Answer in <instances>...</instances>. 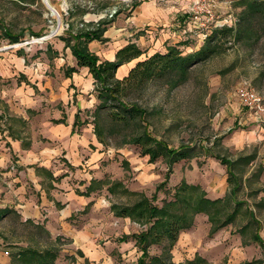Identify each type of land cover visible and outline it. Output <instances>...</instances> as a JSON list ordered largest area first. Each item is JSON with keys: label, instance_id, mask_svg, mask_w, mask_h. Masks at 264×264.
<instances>
[{"label": "rangeland", "instance_id": "rangeland-1", "mask_svg": "<svg viewBox=\"0 0 264 264\" xmlns=\"http://www.w3.org/2000/svg\"><path fill=\"white\" fill-rule=\"evenodd\" d=\"M193 1L189 0L180 31L188 39L202 40L204 30L193 19ZM215 1L216 19L229 18L226 0ZM114 9L117 12L111 16ZM130 9L126 0H0V209H14L22 220L37 219L51 233L49 238L9 215L0 221V253L10 258L18 247L47 248L60 236L57 264H137L141 252L136 241L121 238L138 234L146 226L114 216L111 204L130 206L139 199L137 193L161 207L173 199L182 181L201 186L211 199L222 198L229 185L226 167L213 156L219 154L234 162L256 157L247 166L237 194L245 204L233 224L213 235L208 217L197 215L194 225L180 234L172 251L173 262L203 259L208 264H264V245L253 239L254 226L245 235L239 231L250 219L247 211L252 210L261 223L259 233L264 240V206L260 204L264 196V82H256L264 58L257 51L228 50L200 65L192 80L179 89L167 92L153 86L139 98L145 107L162 110L150 118L151 129L159 138L173 148L191 144L199 152L173 166L163 190H158L168 172L163 159L151 163L132 144L115 147L100 143L97 147L83 143L90 141L86 134L66 135L68 128L62 124L68 127L66 118L75 111L73 106H78L75 95L79 93L73 95L72 86L66 91L65 69L72 57L62 38L71 29L77 32L90 29V24L110 23L121 13L128 15ZM9 36L19 40L13 42ZM244 89L261 97V108L244 103L239 95ZM84 97L89 100L87 94ZM95 107L81 111L87 122ZM62 119L65 123H57ZM71 147L80 150L75 168L70 162L76 161L67 151L72 152ZM37 165L57 181L46 172L38 175ZM235 172L240 178V171ZM93 180L121 185L110 193L107 185L97 183L89 196L84 195ZM149 252L152 257L159 256L162 247L152 245Z\"/></svg>", "mask_w": 264, "mask_h": 264}, {"label": "trees", "instance_id": "trees-1", "mask_svg": "<svg viewBox=\"0 0 264 264\" xmlns=\"http://www.w3.org/2000/svg\"><path fill=\"white\" fill-rule=\"evenodd\" d=\"M232 7L234 12L232 25L213 29L199 50L186 53L179 46H171L166 53H155L137 62L122 79L116 76L118 68L138 59L143 51L130 44L117 52L114 61H101L95 53L91 52L89 43L93 40H103L108 21L101 22L97 27L90 24V29H80L77 32L71 29L67 36L62 38L65 48L71 50L77 62L76 67L67 69L66 76L70 77L78 72L79 68L87 67L94 78L98 104L91 116L96 138L104 146L135 145L141 149L143 155L149 157L151 163L163 159L168 172L158 190L165 189L176 163L193 159L199 155V152L191 144H181L173 148L167 141L159 138L151 129L150 118L156 114L160 115L162 110L158 107L152 109L145 107L139 102V98L153 86H160L167 92L179 89L192 80L193 74L200 65L223 55L228 50L240 48L252 54L257 51L264 58V0H236ZM9 37H12L13 42L19 40L17 36ZM229 70L230 68L225 71ZM256 82H264V62ZM80 113L79 110L75 115L73 133L75 128L87 123V120H81ZM57 123H65V119L58 120ZM204 150L212 152L213 149L204 148ZM213 156L226 167L228 174L229 191L222 198L211 199L201 186L182 181L174 192L173 199L166 201L161 207L154 204L147 196L137 193L134 194L138 195L139 199L130 206L111 204L114 216L130 218L146 226L138 234L121 238V241H129L130 238L136 241V246L141 252L137 264H176L173 262L172 251L180 234L194 225L196 216L199 214H205L208 217L211 223V235L238 219L245 202L239 200L237 194L242 188V178L248 171L247 166L256 157H242L234 162L219 154ZM241 162H244L243 166L240 165ZM237 170L241 173L240 178L235 172ZM36 172L38 175L46 172L48 178L57 181L53 174L44 168L36 167ZM97 183L101 186L107 185L110 193L115 192V187L121 185L118 182L112 184L93 180L84 195L89 196L93 185ZM49 185L52 187V184ZM155 198L156 195L153 196V199ZM260 204L264 206V196ZM233 205L235 208L232 210ZM247 213L250 219L240 228V233L245 235V231L254 226L256 232L253 239L264 245V240L259 233L260 221L252 210H248ZM9 215H13L24 226L43 232L51 238V233L44 223H36L31 219L22 220L21 215L11 208L0 209V221ZM152 245L162 247V253L159 256L150 255L149 249ZM60 252L61 237L58 236L47 248L32 245L16 248V251L10 254L9 264H57ZM79 253L84 256L81 251ZM187 264L208 263L203 259H195Z\"/></svg>", "mask_w": 264, "mask_h": 264}, {"label": "crops", "instance_id": "crops-1", "mask_svg": "<svg viewBox=\"0 0 264 264\" xmlns=\"http://www.w3.org/2000/svg\"><path fill=\"white\" fill-rule=\"evenodd\" d=\"M234 1L236 0H226L224 3V7L230 8V14L232 15L234 14L232 7ZM126 2L127 6L131 8L128 11L129 14H119L116 19L107 25L103 40H93L89 43L91 52L95 53L101 61H114L117 52L130 44L137 46L143 51V54L138 59L118 68L116 76L119 79L127 76L137 62L144 60L155 53H166L171 46H179L187 53L197 51L203 45V40L194 37V35L192 36L194 39H188L180 31V25L187 15L186 12L190 4L189 0H126ZM184 24L186 25V23ZM66 53H69L72 57V61L69 64L70 66L68 65L65 69L67 71L68 68L76 67L77 62L69 48L66 49ZM64 84L66 86V91L69 86H72L74 88L73 95L79 93L75 95L78 100V106H73L75 107V111L71 117L66 118V124L68 127L62 124L64 128H68V133H66V135L69 134L75 136V134H77V136L80 137L82 134L83 137V135L85 136L86 134L90 138V141L85 138L86 140L83 143H92L97 147H100V142L94 134L92 117L87 116V119L91 118V121H88L85 125L80 127V129L77 127L75 133L72 132L77 112L79 110L83 111L85 109H92L97 103L96 96L92 94L94 89V78L89 73V69L87 67L79 68L78 72L73 73L70 77L66 76L64 78ZM84 94L88 95V101L85 99ZM69 103L70 101L68 97L67 104ZM80 116L81 120L84 121L85 119L82 117L81 113ZM74 143H76V141H74ZM85 144L82 145L83 148L86 147ZM71 149L72 152L69 150L67 151L69 156L70 153H72L73 159L77 163L70 162V165L75 168V166L78 165V156H76V154L77 152L79 153L80 150L77 147V152H75L74 147H71ZM262 166L264 167V162ZM37 167L42 166L37 165ZM42 188L44 187L41 186V190ZM27 219L33 220L31 217L24 218V220ZM34 221L36 223H43L39 222L37 219H34ZM184 235L186 234L184 233ZM9 262L10 258L0 253V264H9Z\"/></svg>", "mask_w": 264, "mask_h": 264}, {"label": "built area", "instance_id": "built-area-1", "mask_svg": "<svg viewBox=\"0 0 264 264\" xmlns=\"http://www.w3.org/2000/svg\"><path fill=\"white\" fill-rule=\"evenodd\" d=\"M218 4L215 0H194L192 11L194 15V20L198 24V28L202 27L204 33H202V40H205L209 36L213 29L217 27H222L225 25H232L234 17L232 14L229 18L216 19V10ZM117 11L114 9L110 13L112 16ZM240 97L244 103L250 108H261V97L252 89H244L240 91Z\"/></svg>", "mask_w": 264, "mask_h": 264}]
</instances>
